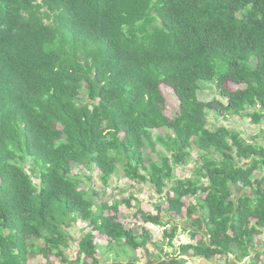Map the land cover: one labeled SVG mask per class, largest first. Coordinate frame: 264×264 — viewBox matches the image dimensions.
I'll return each instance as SVG.
<instances>
[{
  "label": "trees",
  "instance_id": "obj_1",
  "mask_svg": "<svg viewBox=\"0 0 264 264\" xmlns=\"http://www.w3.org/2000/svg\"><path fill=\"white\" fill-rule=\"evenodd\" d=\"M204 81L217 85L220 99H199ZM225 81L243 87L229 90ZM161 83L178 98L174 117L164 113ZM213 109L264 120V0H0V264H27L38 254L63 264L87 255L100 264L91 233L76 259L65 254V228L76 220L137 261L132 251L151 241L149 232L138 240L104 214L117 211V200L96 203L91 195L120 171L150 183L176 215L185 196L204 194L185 215L190 226L206 228L209 242L182 244L176 257L247 258L264 232V143L227 126L208 128ZM155 141L163 151L152 159L144 149L153 151ZM194 150V171L176 179L175 167ZM24 155L37 184L15 162ZM74 166L95 168L102 189L82 190L91 176L74 174ZM238 184L253 197L235 201ZM141 220L165 225L159 209ZM178 229L165 232L169 244Z\"/></svg>",
  "mask_w": 264,
  "mask_h": 264
},
{
  "label": "rangeland",
  "instance_id": "obj_2",
  "mask_svg": "<svg viewBox=\"0 0 264 264\" xmlns=\"http://www.w3.org/2000/svg\"><path fill=\"white\" fill-rule=\"evenodd\" d=\"M255 60H251V64L254 65ZM224 85L229 90H235L237 88L243 87V85H236L230 81H225ZM160 90L165 98V106H164V113L168 117H174L178 111H179V101L177 96L174 94L173 90L166 84L161 83L160 84ZM198 97L199 99L203 101H208L212 98H219V92L217 89V85L214 82H202L200 85V89L198 91ZM222 99V98H221ZM80 100L85 102L87 100L86 90L85 88H82L80 90ZM207 119H208V126L215 128L221 124L225 125H232L236 124L238 121L241 124L242 120L243 124L251 126L250 128H254L252 125H254L250 119H247V117H240L239 115H229L224 117L222 113L218 109L209 110L207 112ZM264 120H262V124L264 126ZM237 129H239V125H237ZM240 130V129H239ZM164 130L163 129H154L153 134L163 135ZM242 135V134H241ZM155 148L152 151V149L149 147L148 144H146L144 149V154L151 157L152 159H157L155 151L162 150V147L160 144L155 141ZM191 159L186 163L185 168H193L194 167V159L197 155L196 150H194L192 153ZM15 162L22 165L32 176L33 181L37 184V174L32 172V162L30 157L24 155L23 158H17ZM73 173H81L85 176H91V180H85L83 178L81 189L91 192L92 184L98 185L102 189V185L99 179L98 171L93 168L92 169H85L81 166H74ZM174 176L175 174H179V171L177 170V167L174 169ZM149 183H137V182H131L130 180L126 179L123 176L122 171L118 173L116 176H112L109 184L107 187L103 188L102 191L97 192L93 195V201L96 203L100 202H107L108 204H111L112 200H117L119 202V206L117 208L116 212H113L111 210H107L104 212V214L107 215H113L117 222H120L125 228H130L134 231L135 235L138 237V240H141L142 238V231L147 230L151 236V241L147 244L143 245L141 248H138L134 251H132V255L130 257H133L137 261L136 263L146 264L147 260H162L165 256L166 259H178L180 257H176L178 250L180 249V246L185 243V238L187 237L185 230L182 229V225L185 223L187 224L188 218H186V207L187 203L191 201V197L193 196H185L184 202L185 206L182 209L181 215L170 217L173 215V212H166V203L165 201L160 199L153 201L154 199V193L152 189H149L150 186ZM90 188V189H89ZM89 189V190H88ZM202 194V193H198ZM196 199V196H194ZM162 198V197H161ZM126 200L129 202L126 203ZM198 204V202H197ZM158 206L160 208V214L163 217L171 218V222L178 223L180 225H177L181 228H179L175 234L174 237L169 244L168 238L165 232L171 229V226L165 227V229H161L159 227H154L155 230L153 231V227L148 226L146 222H143L141 220L142 214L152 213L153 208ZM67 228H65V231L67 232L69 238L68 243L69 246L64 249L65 254L70 260H74L77 258L78 254V243L80 239L87 233H91L94 236V241L99 245V251L95 254V256L99 259L100 264H117V261H123L125 264H134V261L129 259L125 253V246L122 245V247L118 248V245L115 243L112 246L107 245L108 243V237L106 235L100 234L97 231H93L92 227L87 226V223L82 222L80 220H76ZM166 225V224H165ZM185 237V238H184ZM187 239L190 241V239L187 237ZM195 240V239H194ZM255 240L258 242V245L256 246L257 251H260L258 254V258H256V262L260 261V264H264V251L262 248L264 247V238L263 235H257L255 237ZM182 242V243H181ZM104 250V251H103ZM118 252V253H116ZM166 253L168 255H166ZM115 254H118L115 256ZM185 256V255H183ZM117 258V259H115ZM185 259V257H183ZM225 258V257H223ZM187 261L185 264H194L191 262V256H187ZM218 259L220 257H215V259H209L204 260L206 261V264H218ZM32 260V261H31ZM212 260H215L213 262ZM226 260V259H225ZM47 261L51 262L52 264H63L60 263L59 258L55 257L53 255H50L48 258H44L41 255H30L28 258L27 264H46ZM133 261V262H132ZM197 260L196 262H198ZM92 262L91 258L87 255L81 256V261L79 264H90ZM225 261L224 259L221 260V264H223ZM204 263V262H202ZM250 264V263H247Z\"/></svg>",
  "mask_w": 264,
  "mask_h": 264
},
{
  "label": "crops",
  "instance_id": "obj_3",
  "mask_svg": "<svg viewBox=\"0 0 264 264\" xmlns=\"http://www.w3.org/2000/svg\"><path fill=\"white\" fill-rule=\"evenodd\" d=\"M224 117H226V115H224ZM247 119H250V118H247ZM243 121L244 120H242L241 124H239L240 122L238 121L234 125H232L230 123V125H225V124L223 125V124H221L219 126H222L223 125V126L229 127L230 129L238 130L242 134V137L246 141H248V142H251L252 140L255 139V140H257V142L264 143L263 136H262V134L264 132V126L261 123L262 121L260 123H258V124L252 125L254 128H250L251 126H249V125H246L245 126V124H243ZM237 125H239V129L240 130L237 129ZM219 126H217V127H219ZM208 128L213 129L212 127H209V126H208ZM245 163H249V161H247ZM186 166L187 165H182V166H178L177 167V170L179 171V174H175L176 176H174V177L176 179L187 178V177H189L192 174V172L194 171V167L195 166L193 168H190V167L185 168ZM259 177H264V170L259 175ZM149 186H150L149 189H152V188L154 189V187L151 184ZM169 187H170V184H168V186L166 188V191H167V189ZM231 190H232V193H233L232 194V198L235 201H237L238 199H240V198H242L244 196L245 197H248V198H252L253 195H254V192H253V189L252 188H250L249 186H243L241 184L232 185L231 186ZM152 191L154 193L155 192V189L152 190ZM154 196L155 197H154L153 201L160 200V199L164 200L163 196H159L156 192L154 193ZM203 196H204V194H197L196 195V199H195L194 196L191 197V201L189 203H187L186 205L187 206L197 205V207H198L199 205L197 204V201L200 200L201 198H203ZM184 199L185 198H183V201H184ZM164 203H166V201ZM184 204H185V202H184ZM167 207H168V204L166 203V208ZM152 208L154 209L153 212H152L153 215L157 214V209H159V216H160L162 222L164 224H166V225H163V226H159V225H155V224H152V223H147L148 226L153 227V229H152L153 231L155 230L154 227H156V226L159 227V228H161V229H165V227L170 226V225H172L171 226V229H173L174 227L181 228V227L177 226V225H180V224L171 222V218H167V217L161 216V214H160V208L158 206H155V207H152ZM166 212H168V210ZM199 212H200V209L198 208V210L194 213L195 215L193 217H196V216L200 215ZM175 216H178L179 217V215H176L173 212V215L170 216V217H175ZM182 229L185 230L184 232H186V235L190 239L191 243H196L198 241H204V240L206 242H209L208 231L206 230L205 227H203L201 230H197L195 227L190 226L188 224V222H187V224L185 223L184 225H182ZM259 235H263V238H264V232L260 233ZM187 237L185 238V240H184L185 243H183V244L190 243L189 240L187 239ZM257 245H258V242L255 240L254 250H252L251 254L247 258L243 259L242 261H238L233 254L220 255V256L217 255L216 257H220V259H218V261H219L218 264H221V260H223V259L225 261L223 264H247V263H250V264H260L261 262L260 261L256 262V259H255L256 258L255 257L256 254L258 252H260V251H257V249H256V246ZM262 250L264 251V247L262 248ZM166 255H168V254L166 253ZM187 256L190 257V255L187 254L185 256L182 255L179 259H182L183 257H185V259H186ZM161 257H163L161 261L160 260H147L146 264H171L172 263V260H177V259H170V258L166 259L165 256H161ZM223 257H225V258H223ZM191 258H192L191 259V262H193L194 264H206V261H207L206 258H204V257H192L191 256ZM212 259H215V257H213ZM197 260H199V261L196 262ZM204 260H206V261H204ZM149 261L151 263H148ZM212 261L215 262V260H212ZM252 261H254L255 263H253ZM202 262H204V263H202ZM117 264H125V263H123V261H117ZM134 264H141V263L134 262Z\"/></svg>",
  "mask_w": 264,
  "mask_h": 264
},
{
  "label": "water",
  "instance_id": "obj_4",
  "mask_svg": "<svg viewBox=\"0 0 264 264\" xmlns=\"http://www.w3.org/2000/svg\"><path fill=\"white\" fill-rule=\"evenodd\" d=\"M247 164V163H246ZM181 259H177V260H172L171 264H179ZM148 263H151L150 261Z\"/></svg>",
  "mask_w": 264,
  "mask_h": 264
},
{
  "label": "built area",
  "instance_id": "obj_5",
  "mask_svg": "<svg viewBox=\"0 0 264 264\" xmlns=\"http://www.w3.org/2000/svg\"><path fill=\"white\" fill-rule=\"evenodd\" d=\"M185 238V237H184ZM182 243V242H181Z\"/></svg>",
  "mask_w": 264,
  "mask_h": 264
}]
</instances>
